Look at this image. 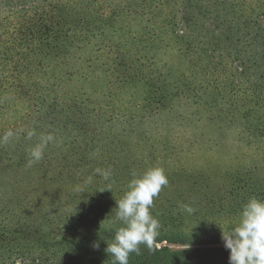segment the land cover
I'll use <instances>...</instances> for the list:
<instances>
[{
	"label": "trees",
	"instance_id": "16d2710c",
	"mask_svg": "<svg viewBox=\"0 0 264 264\" xmlns=\"http://www.w3.org/2000/svg\"><path fill=\"white\" fill-rule=\"evenodd\" d=\"M233 125L264 145V0H0V136L25 129L0 144V264H113L116 201L155 166L169 181L150 209L159 235L129 264H229L214 244L232 228L214 219L241 202L215 214L210 180L179 160ZM108 168L107 182L94 171Z\"/></svg>",
	"mask_w": 264,
	"mask_h": 264
},
{
	"label": "clouds",
	"instance_id": "9594fccd",
	"mask_svg": "<svg viewBox=\"0 0 264 264\" xmlns=\"http://www.w3.org/2000/svg\"><path fill=\"white\" fill-rule=\"evenodd\" d=\"M24 132L23 128L15 131L8 129L0 136V144L18 139L19 134ZM35 135L34 129L26 131L27 139ZM54 141L52 133L41 134L39 142L28 151L26 166L32 167L41 161L46 148ZM94 171L106 182L112 176L110 168ZM133 177L128 184V191L119 201L115 200L116 219L123 226L116 230L112 242L107 244L106 252L113 257V264H129V255H139L141 245L153 250L159 235L160 222L151 214L150 209L154 198L169 183L165 171L162 167L155 166L139 176L133 173ZM92 179L93 177L89 176L87 182L91 183ZM75 191L84 193L83 186H77ZM182 207L189 214L194 212L190 205ZM222 239L230 253L229 264H264V200L250 198L242 207L239 223L231 231L222 234ZM93 247L99 248V243H95ZM188 247L187 244L184 248Z\"/></svg>",
	"mask_w": 264,
	"mask_h": 264
},
{
	"label": "rangeland",
	"instance_id": "374dc122",
	"mask_svg": "<svg viewBox=\"0 0 264 264\" xmlns=\"http://www.w3.org/2000/svg\"><path fill=\"white\" fill-rule=\"evenodd\" d=\"M225 83L216 82L218 101L221 98L227 99V95L231 99ZM124 99L125 96H121L117 104H121ZM164 121L165 118H160L161 123ZM173 131L184 136L186 128L177 126ZM213 135L214 144L192 148L181 154L179 161L192 181L200 176V181L208 185L206 182L210 180L209 186L216 203L215 214L224 204L225 197L229 196L233 201L241 202L237 212L230 215L218 213L214 219L216 228H233L239 223L242 207L250 198L264 200V145L246 141L237 125L226 129L216 128ZM214 246L224 247V241L215 243Z\"/></svg>",
	"mask_w": 264,
	"mask_h": 264
}]
</instances>
